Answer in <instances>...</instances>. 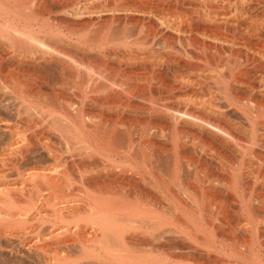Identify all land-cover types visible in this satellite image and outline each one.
I'll list each match as a JSON object with an SVG mask.
<instances>
[{"label": "bare ground", "instance_id": "obj_1", "mask_svg": "<svg viewBox=\"0 0 264 264\" xmlns=\"http://www.w3.org/2000/svg\"><path fill=\"white\" fill-rule=\"evenodd\" d=\"M77 2L75 3V0H0V83L2 85L0 86L3 87V90H0V264H264V207L260 209V204L256 206L254 204L255 197L260 196L256 194L257 192L253 194L250 190L247 200L241 197L238 204L245 216L242 218L241 213V218L238 216L239 219L235 218L236 220L230 219V210L228 212L230 218L225 216V200L221 198L222 195L217 198L213 197V201L207 198L209 203L206 202V204H213L216 210L214 211L217 212L218 217L216 216L215 222L216 227L220 228V231L217 229L219 234L213 233L214 228L211 226L213 220L209 223L199 220L200 218L197 220L188 218L193 222H188L189 225L181 223L184 220L179 221L176 214L178 209L172 208L173 204L168 202L167 198L168 195L177 199L181 198L178 199L180 203L181 200H186V196L189 197L190 190H196V186L188 181L183 182L185 185H182L185 179L182 181L179 179V185L182 183L185 191L190 192L184 193L186 196L183 192L175 191L176 182L174 186L171 185L175 189L170 186L173 180L172 175L183 171L182 165H188L186 166L188 170L184 169V172L187 173L190 170L191 174L192 167L189 165L193 163V159L186 158L188 161L182 164L185 163L183 160L187 156L180 150L182 149L180 146L186 145L185 142L179 146L180 149H177V143H175L177 138L173 139L174 146L170 150L164 142L160 144L161 141L152 140V135L151 137L146 136L147 138L139 137V140L134 139L130 136L133 126H129L132 132L128 133L129 130L126 129L127 131L123 133L120 131L121 128L118 129L119 125L117 126L119 122H122L120 118L118 121L119 119L107 117V114L103 116V113H100L105 105L108 110L104 108V113L111 111V114H114V110L122 102V94H120L122 91L119 93V90L114 89V83H110V89H107L113 96H116L113 100L110 99L111 101L107 102L103 96L104 99H101L98 95H93L96 94L94 92L105 89L106 72L110 75L111 72L108 71H116L117 67L109 65V60L115 59V62H118L121 59L126 62L132 58L134 62L139 57L143 59L144 51L139 52L140 48L136 50L135 45L140 43L139 45L142 46V43L145 44L148 40L152 41L157 38L163 47L160 46V49L156 51L161 50V47L163 50L158 53L154 47L152 48L155 53H164V56L161 55L162 59H159V56L155 58L156 54H151L157 59L156 62L153 61L152 68H150L153 75L156 74L154 70L162 67H159L161 64L157 62L158 60H163V66L175 74L179 69L181 71L191 67L198 69L201 64L206 68L211 67L212 63L222 58L229 60L230 65H228L227 72L223 71L225 66L224 68L219 67L220 70L228 73V75L223 73L224 75L220 77L219 88L224 97V104L220 106L216 104H214L216 107L211 106L212 101L210 105V100L204 101L203 98L198 97L200 95H197L198 89L196 95L186 97L187 94H185L183 96L186 98L182 96V100L180 99L181 93L180 95H176L178 92L174 94L175 90L178 91L180 88L183 90L191 86L199 88L201 79L198 80V77L192 84L194 78L189 82L185 79L188 77L184 78L180 76L181 74L174 75L173 73L172 78L176 86L171 81L168 84L166 82V86L162 83L165 86L163 89L169 93L166 97L170 105L165 107V118L170 121V124L168 123L170 136L173 134L176 137L177 134L182 137L183 135L188 136L190 143L193 141L199 144L196 147L197 144L191 143L195 145L192 146L194 151L201 154L214 153L218 156L220 151L216 148L211 150L214 146L212 143L215 140V142L218 141L232 148L234 144L231 142L235 138L232 131L235 127L231 131L226 126L219 125L221 122L216 124L217 121H214L216 122L214 123V118L210 120L205 114L208 112L216 118H227L229 115L227 110L230 109L239 114L237 115L239 125L235 124L237 127L240 126V130L249 137L248 140L254 141L258 137L262 138L264 131V0H174L175 5L172 8L122 0L116 4H105L104 2V4H92L93 6L78 3L81 4L79 6ZM114 12L123 13V18L125 16L123 21L127 23L126 28L130 30L131 26L138 27V31L132 29L141 36L137 35L136 39L132 38L128 35L133 36L134 31L133 33L130 31L129 34L128 29L123 31L121 28L123 26H121L124 34L128 33L127 37L123 36L120 28L116 27L118 26L117 21L114 27L108 25L107 21H110L109 18L112 17L107 18V21L100 18L102 14L111 15ZM54 13H59V15L54 16ZM133 14L140 15L141 18L132 17ZM92 17H96L95 20L91 19ZM150 18L157 21L158 27L152 26ZM41 19L44 20L41 21ZM53 23L59 27L63 25V28H60L66 33L58 31L64 36L61 39V36L55 35L54 37L51 33L48 38L47 33L45 35L44 31H40L43 29L41 27ZM47 26L46 29L51 27L47 28ZM130 37L132 41L128 39ZM153 41L156 43L155 40ZM161 43L156 44L161 45ZM140 59L139 61H142ZM132 61L130 60L129 63H133ZM29 64L37 67H41L40 64L43 66L47 64L53 66L55 68L53 69L61 76L69 74L71 77H67L72 78L74 82L70 81L68 85L71 86L72 82L79 89L77 99L70 100L72 97L69 99L66 95L65 97L62 95L61 88H64L68 82L64 80L69 79H64L59 75L62 80L58 82L59 78L56 79L57 81L52 79L55 83H50V85L53 84L52 86L60 91L52 89L54 92L51 90L45 92L42 90L43 85L40 82L44 83L45 79L38 72L37 67L36 69L29 68ZM249 79L257 84L254 85L253 82L252 84ZM113 85L114 87H110ZM232 85L236 86V89L237 86L239 89L245 88L243 90L246 94L234 93L230 100L227 90L233 87ZM194 87L190 88L192 92ZM71 88L73 89V87L69 89ZM183 90L182 93H188L185 92L188 89ZM85 102H88L87 105L93 104L95 109L96 104L100 107L103 105V108L97 111L100 110L97 106V110L92 111L91 108V111L85 112V107H83ZM174 102H182V107L174 106ZM205 104L210 106H205ZM233 105L239 111L231 108ZM137 119L135 122H138ZM148 120L147 130L145 129L147 134L152 132L151 129L153 130L156 126L155 121ZM227 121L229 123V120ZM259 129L263 131L260 132ZM141 131L144 130L141 129ZM209 138L214 139L211 145ZM183 140L178 142H183ZM252 145L253 143L250 145L240 143L239 148L234 146L233 152L236 150L238 154L244 155L243 152L246 154L249 151L260 161L259 156L262 154L251 151ZM206 151L209 152L206 153ZM214 154L211 155L214 156ZM195 155L188 157L194 158ZM169 162L171 166H168ZM229 163L226 165L230 168ZM195 164L192 166L195 167ZM218 164H220L219 161ZM198 168L195 167L197 170L192 169V172L194 170L199 175ZM253 171L250 174H255ZM230 172L233 173V171ZM232 173L230 176L233 177ZM192 175L189 176L192 177ZM182 176L180 174V177ZM234 177L232 186L227 181L232 190L240 186V184L235 186ZM257 179L258 177L255 181ZM189 181L192 182V180ZM222 182H220L222 186H225ZM241 184L244 189L245 185ZM250 187L247 188L251 189ZM217 189L214 190L220 193L221 189ZM191 194L190 197H193ZM240 196L241 194L237 197ZM188 200L190 201H181V205L185 208H180V212L182 210L189 213L188 216H196V218L200 212V215L208 217L205 212L211 211V208L199 211L200 207L197 209L195 206L198 203L191 201L190 198ZM236 212L233 211V213ZM171 220L173 222L170 226ZM173 224L183 229L181 231L177 229L176 234L180 238H172L173 236L170 235H173V232L169 235V230H172L170 227L175 228ZM223 230L228 233L225 234ZM179 232L182 233L179 235Z\"/></svg>", "mask_w": 264, "mask_h": 264}, {"label": "rangeland", "instance_id": "obj_2", "mask_svg": "<svg viewBox=\"0 0 264 264\" xmlns=\"http://www.w3.org/2000/svg\"><path fill=\"white\" fill-rule=\"evenodd\" d=\"M82 1V2H81ZM97 1H99V2H97ZM120 0H78V2H77V0H75V3L77 2V5H81V4H83L84 6L86 5V6H88L89 4V6H93L94 4H104V2H105V4L107 3H112V4H116V2L118 3ZM122 1H128V2H135V3H142V4H144V3H146V4H154V5H158V6H162V7H173L174 5H175V3H174V0H157V1H155V0H122ZM139 1V2H138ZM172 1V2H171ZM85 2V3H84ZM155 2V3H154ZM50 3V2H49ZM49 3H47V4H49ZM78 3H81V4H78ZM93 4V5H92ZM50 5V4H49ZM82 5V6H83ZM55 14H58L59 15V13H54L53 15L55 16ZM103 15V16H102ZM102 15H100V16H102V17H104V18H102V17H100L101 19H106V21H107V18H109V17H112V18H109V20L110 21H107V23H108V25L109 26H116V24H118V26H116L117 28H120L121 26H123V27H121V28H123V31L124 30H129V28L127 27L126 28V26L125 25H127V23L125 24V22L126 21H123V19L125 20V16H124V18H123V13H121V12H117V13H111V15L108 13V14H102ZM134 16H136V18H141V16L139 15H137V14H133L132 15V17H134ZM56 17H57V15H56ZM60 17V16H59ZM115 17V18H114ZM153 17V16H152ZM151 17V18H152ZM94 17H92L91 19H93ZM96 18V17H95ZM95 18L93 19V20H95ZM100 18H99V20H100ZM114 18V22H113V19ZM116 18H118V19H120V20H118V19H116ZM121 18H122V20H121ZM150 18V19H151ZM44 19H41V21H43ZM85 20V19H84ZM87 20H89V18L87 19ZM111 20H112V22H111ZM152 20V21H151ZM150 21L152 22L151 24H152V26L153 27H158L157 26V21L155 22V20H153V19H151ZM41 21L39 22V23H41ZM117 21V22H116ZM110 22H111V25H110ZM115 22H116V24H115ZM45 23V22H44ZM46 23H49V22H47L46 21ZM114 23V24H113ZM156 24V25H155ZM52 25H54L55 27H53ZM57 25V24H56ZM56 25L53 23V24H49V26H51V27H49V26H47V28L48 29H50L49 31H48V29H46V26H43V27H41V28H43L42 30L40 29V31H44L45 33H43V34H45L46 35V33L48 34V35H46V36H48V38L51 36V35H53L54 37H55V35H57L58 37L59 36H61L60 37V39L62 38V37H64V36H62L61 35V31L62 32H65L66 33V31L65 30H63L62 28H63V25H61L60 27H62V28H60L59 27V25H57V27H56ZM115 27V28H116ZM125 27V28H124ZM130 27V26H129ZM53 28V29H52ZM58 28V29H57ZM60 28V29H59ZM114 28V29H115ZM117 28H116V30H117ZM119 29V30H121V32H123L122 31V29ZM132 28H134V26L132 27H130V30L128 31L127 30V32L130 34L132 31H134V33L136 34L135 36H134V33H133V36L130 34V35H128V36H131L132 38H134L135 37V39H136V37H137V28H134V29H136L137 31L135 32V30H133ZM52 29V30H51ZM60 30V32H58ZM118 30V31H119ZM131 31V32H130ZM42 32H41V34H42ZM57 32H58V34H57ZM49 33H51V35L49 36ZM60 33V34H59ZM120 33V32H119ZM128 33H125L124 34V32L122 33V35L123 36H126L127 37V35L126 34H128ZM168 34H169V32H167ZM170 34H172L173 35V33H170ZM52 36V37H53ZM56 36V37H57ZM73 36H75V35H73ZM120 36H121V33H120ZM139 36V35H138ZM141 36V35H140ZM139 36V37H140ZM175 36V35H174ZM173 36V37H174ZM51 37V38H52ZM128 38V39H130L131 41H132V38ZM138 37V38H139ZM59 39V38H58ZM74 40H75V38H73ZM134 39V40H135ZM153 40H155L156 41V43H161V42H159L158 40H157V38H154ZM152 40V41H153ZM152 41L151 40H148L145 44L144 43H142V46H140L141 44L140 43H138V45L136 46L135 45V49L137 48H140V50L138 49V51L140 52V51H144L143 52V54H145V57H144V55H142L144 58H146V60L144 59H142L141 57H139V59L141 58L142 59V61H139V59L137 60V59H135V61L133 62L132 61V58L130 59L133 63H129V61L128 60H126V62L123 60V61H121V59H119V61L121 62V63H118V62H115V59H112L113 61H111V60H109L110 61V63H109V65L111 64V65H114V67L116 68H119V69H115L116 71H108V72H111V74L110 75H108V73L106 72V74L107 75H105L107 78H105L106 79V81H105V84H104V88H103V86H102V88L104 89V90H98V91H96V92H94V93H96V94H93V95H98V97H100L101 99L104 97L105 99H107L106 101L108 102V101H111V100H113V97L115 98L116 96H113L111 93H110V90H108L107 88H109V85H111L110 83H114V85H115V87H114V85L113 86H110V87H114V89L115 90H119L118 92L120 93L121 91V93L120 94H122L121 96H122V102L120 103V105H119V107L121 108V106H122V104H124L123 106H122V108L121 109H118L117 107H116V109L114 110V114H111V111L109 112V113H107V111H105L106 113H104V108H105V105H104V108H103V105H102V107H100L99 105H95V107H96V109L94 108V105L92 104V105H90V103H89V105H87L88 104V102H85L83 105H85V106H83V107H85V109H84V111L86 112H89V111H91V108H92V111H95V110H97L98 108H97V106L98 107H100V110L98 109L97 111H101V109H102V111L100 112V113H103V116H106V114H107V117H113V118H116L117 120L120 118L121 119V121L122 122H119L118 124H117V126H118V129H123V130H121L120 129V131H123V133L125 132V131H127V130H129V131H127L128 133L131 131L132 132V134L130 133V136H132V137H134V139L136 138V140L138 139L139 140V137H141V138H143L142 136H145L144 138H147L148 136L149 137H151V135H152V137H151V139L152 140H158L159 142H160V144L162 143L163 144V142H164V145L168 148V149H173V146H174V140L176 139V141H175V143H177V149H180V148H182V149H180V150H182V152L183 153H185L184 155L185 156H187V157H184L183 159V162H187L188 160H186V158L187 159H189L190 158V160H192L193 159V163H191L189 166L190 167H192V169H194V170H197V169H195V167L196 168H198V166H200L199 168H198V170L199 171H197L198 173H199V175H197V173H196V171H194L193 170V172H195V173H193L192 172V169H191V174H190V170L187 172V173H185L184 171V169H186V170H188L187 169V167L186 166H188V165H182L181 167L183 168V171L181 172H178V173H175V174H177V175H172V177H173V180H171V184H170V186L171 185H173L175 182V188H176V192H180V193H182L183 192V195H184V193H186V194H188V193H190L188 190V192L187 191H185L186 189H185V186H182V185H185L184 183H186L187 181H188V183L190 182V184L192 183V185H194V186H196V190H194V191H196V193L193 191V190H190L191 191V196H193V197H190V194H188L189 195V197H187L186 195H184V196H186L185 198H186V200L184 199V201L183 200H181V201H183V202H188V201H190V200H188V198H190L191 199V201H193V202H197L198 203V205H195L196 206V208L198 209L199 207V209H201V210H199V211H202V210H204V209H206V210H210V208H211V211H206L205 213L208 215V217H205L204 215L202 216V215H200L201 213L200 212H198V218H196V214H194V216L195 217H193V216H188V214L189 213H187V212H184V211H182L181 210V212L179 211V209L180 208H185V206H182L181 205V201H180V203H179V200L181 199V198H174V196L172 197V196H170V195H168V198H167V200L169 199V201L168 202H171L173 205H171V203H170V205H171V207L173 208V207H175V208H177L178 209V211L176 212V214H177V216H178V218H179V221L181 222V221H183V222H181V223H184V224H186V223H188V222H190L189 220H188V218L189 219H191V218H193V220H197V219H199V220H201V221H207V222H209V223H211V220H213V223L215 222V220H216V218L218 217V215L216 214L217 212H215L216 210H215V207H214V205L213 204H208L209 202H208V199L210 198V199H212V200H210L209 199V201H213L214 200V198L213 197H216L217 198V196H221V198H224V200H225V202H224V209H225V216H227V217H229V214H230V219L231 220H236V219H239V217L238 216H240V218H241V213H242V210L240 209L241 207L239 206V201H240V199H241V197H243V199H245L246 198V200H247V198H248V194H249V191L252 193V191H253V194H254V192H257L256 194H259L260 196H258V197H255V199H254V204H255V206H256V204L257 205H259V207H260V209H262L263 207H264V187H262L263 185H264V146H262V145H264L263 143H264V131L263 130H261V129H259L260 130V132H262L263 133V135H262V138L261 137H258V138H260V139H258V138H256V139H254V141L253 140H248L249 139V137L248 136H246L245 134H244V132L242 131V130H240V126L239 127H237L236 126V124H237V122H238V120H239V118H238V116L237 115H239L236 111V115H234L235 114V112L234 111H232V110H230V109H228L227 110V113H229V115L227 116V118H216L215 116H213V115H210L208 112L206 113L205 111V113L203 112V116L205 117V115H207L208 116V119H213L214 118V120H213V122L214 121H217V123L216 122H214V123H216V124H218L219 122H221V123H219V125H222V126H226L229 130H231L232 131V129L235 127V129H233V131H232V133H234V141L232 140V142L231 143H233L232 145V148H230V147H228V146H226V144L224 145L223 143H220V142H218V141H216L215 142V140L213 139V138H209V140H210V145H211V143L213 142V140H214V142L212 143V144H214V146L211 148V150L212 149H214V148H216V150H219L220 151V154L217 156L216 154H214V153H211V154H214V156L213 155H211V154H205V153H197V151H194L193 149H194V147L192 148V146H195L197 143H195V142H191V143H194L193 145L190 143V140H189V138H188V136L186 137L185 135H183L184 137H186V138H184V137H182V136H178V134H177V137H176V135L175 134H173L172 136H170L169 134H171L170 132H168L169 131V122L170 121H168V119L167 118H165L166 117V109H165V107H167L168 105H170L169 104V102L167 101V97H168V95L167 94H169V93H167V91L165 90V89H163L165 86H166V84H168V82L170 83V81L171 82H173V78H172V74L174 73V75H180V76H184V78L185 77H188V78H185L187 81H192L191 79L192 78H194L193 79V82H191L192 84L194 83V81H196L197 79V77L199 78L198 80H200L199 82H200V85L198 86L199 88H197L196 86L194 87L195 89H194V91L192 92V90L190 89V88H192L193 89V87L191 86H189L190 88H185V90L186 89H188V90H183V89H181L180 88V90L178 89V91H177V89L175 90V92H174V94H176L177 92V94L176 95H180V93H181V95H180V99L182 100L183 98H181L183 95H185V94H187V95H185L186 97H189V95H196V92H197V89H198V92H197V95H199L198 97H200V98H203V100L204 101H209V104H210V102L212 101V103H213V105H211V106H215L216 107V105H218V106H220V105H222V104H224V101H223V99H224V97H223V95H222V90H221V88H219L220 87V77H222L224 74L226 75H228V73H225V72H227L228 71V65H229V60L227 61V59H220V60H218V59H216V60H218L217 62H214V63H212V65H214V66H212V65H210L211 67H205V66H203L202 64V67H201V65L200 66H198L199 68L197 69L196 67H191V68H189V69H182V71H184L183 73H182V71L179 69L178 71L177 70H175V71H177L178 73L177 74H175V72H171V70H169V69H166L165 68V66H163V60L162 61H160V60H158L157 62H159V64H161V65H159V67L160 66H162V67H160L159 69H157L158 70V72H157V70H154V71H156V74L154 73V75L151 73V69L150 68H152V64L154 63V62H156V60L157 59H155V58H158V56L160 57L159 59H162L161 58V55L162 56H164V53L163 54H157V53H155V51L157 50V49H160L159 47L160 46H162L163 47V45H162V43H161V45L159 44H156L154 41V44L152 43ZM158 41V42H157ZM151 42V43H150ZM140 44V45H139ZM154 46H153V45ZM145 47H144V46ZM147 45H149V46H147ZM152 45V46H151ZM156 45V46H155ZM152 47H154V50H153V48ZM162 47H161V50H158V51H156V52H161L163 49H162ZM132 48H134L133 46H132ZM146 48V49H145ZM152 49L153 51H154V53H151V52H153L152 50L151 51H148L147 49ZM135 49H133V50H135ZM136 49V50H137ZM143 49V50H142ZM146 50L150 53V56H148L149 55V53L147 54L146 53ZM165 51V50H164ZM132 53H133V51H132ZM146 54H147V57H151V58H153L154 56H151V54H156V56H155V58H153V59H149V58H147L146 57ZM140 59V60H141ZM155 59V60H154ZM118 60V59H117ZM133 60H134V58H133ZM136 60H137V62H136ZM150 62H149V61ZM224 60V61H223ZM139 61V62H138ZM146 61V62H145ZM154 61V62H153ZM112 62V63H111ZM137 64H136V63ZM143 62H144V64H143ZM139 63H142V64H139ZM125 64V65H124ZM149 64H151V66L149 65ZM217 64H220V65H217ZM223 64H225V65H223ZM30 66H28L29 68H32V69H36V65H33V64H29ZM45 65V64H44ZM50 65V64H49ZM116 65V66H115ZM142 67H141V66ZM145 65V66H144ZM34 66H35V68H34ZM39 66H41V67H37V69L39 70L38 72L40 73V74H42L41 76L45 79V81H44V83L43 82H40V84L41 85H43V86H41V88H42V90H44L45 92H48V90L50 91H52V89L53 90H56V88L54 87V86H52L55 82V80L57 79L58 80V78H59V76H61V75H59L54 69V67L53 66H48L47 64L45 65V66H43V65H39ZM157 66V65H156ZM215 66H217V67H215ZM222 66V68H224V66H225V68L223 69V71H225V72H223L222 70H220V68L219 67H221ZM230 66V65H229ZM54 68V69H53ZM154 68V67H153ZM156 68V67H155ZM154 68V69H155ZM158 68V67H157ZM219 68V69H218ZM221 68V69H222ZM52 71H51V70ZM193 69H196L197 70V72H196V70L194 71ZM191 70V71H190ZM207 70V71H206ZM41 71V72H40ZM179 71H181V73L179 72ZM189 71V72H188ZM200 71V72H199ZM221 71V72H220ZM122 72H124V73H122ZM126 72V73H125ZM192 72V73H191ZM216 72V73H215ZM49 73V74H48ZM112 73H115V74H112ZM170 73V74H169ZM197 73V74H196ZM198 73H199V75H198ZM212 73V74H211ZM222 73V74H221ZM224 73V74H223ZM56 74V75H55ZM66 74H68V73H66ZM144 74V75H143ZM183 74V75H182ZM45 75V76H44ZM59 75V76H58ZM119 75V76H118ZM146 75V76H145ZM174 75H173V77H174ZM56 76V77H55ZM71 77V76H69V74L68 75H62L61 77L62 78H64V79H69V80H64V81H68L67 82V84L66 85H70V81H73V79L71 80L70 78H68V77ZM145 76V77H144ZM211 76V77H210ZM47 77V78H46ZM116 79H115V78ZM155 77H157V78H155ZM168 77V78H167ZM154 78V79H153ZM54 81H53V80ZM60 79L61 78H59V80H58V82L60 81ZM107 79H108V81H110V82H108L107 81ZM146 79V80H145ZM163 79V80H162ZM48 80V81H47ZM56 80V81H57ZM62 80V79H61ZM158 80V81H157ZM249 80H251V79H249ZM249 80H247V81H249ZM152 83H151V82ZM54 82V83H53ZM74 82V81H73ZM107 82V83H106ZM120 82V83H119ZM131 82V83H130ZM148 82H150V83H148ZM156 82V83H155ZM158 82V83H157ZM167 82V83H166ZM175 82V81H174ZM173 82V85L174 86H176L177 84H175ZM214 82V83H213ZM249 82H253L252 80L251 81H249ZM50 83H53V84H51L50 85ZM109 83V84H108ZM126 83V84H125ZM155 85H154V84ZM165 85H163V84ZM166 83V84H165ZM204 83V84H203ZM254 83V85H256L257 83H255V81L253 82ZM252 83V84H253ZM71 86H69L68 85V87L70 88V87H73V89L71 88V90L68 88V87H66V85L64 86V88H61V90H62V95L64 96V95H66V98H71L70 100H72V99H77V94L79 93V89L77 88V86L75 87L74 85L75 84H73L72 82H71ZM123 84V85H122ZM143 84V85H142ZM150 84V85H149ZM152 84H153V86H152ZM205 85V87L203 86V85ZM0 85H1V83H0ZM46 85V86H45ZM107 85V86H106ZM119 85V86H118ZM129 85V86H128ZM149 85V86H148ZM156 85H159V86H156ZM2 86V85H1ZM0 86V90H3L2 88L3 87H1ZM106 86V87H105ZM127 86H128V89H127ZM134 86V87H133ZM140 86V87H139ZM154 86H156V87H154ZM160 86H162V87H160ZM164 86V87H163ZM217 86V87H216ZM233 87H231V88H229V89H231L230 90V92H231V94H230V92H229V89L227 90V96L229 97V99L231 100V97L233 96V94L235 93V94H238L239 95V92L242 94V95H244V93L246 94V92L243 90V89H245V88H240V89H242V90H240L239 89V87L237 86V89H236V86H234V85H232ZM65 87L67 88V90L65 89ZM74 87L75 88H77L78 90L76 91V89H74ZM137 87V88H136ZM149 87V88H148ZM203 87V88H202ZM214 87V88H213ZM117 88V89H116ZM121 88V89H120ZM124 88V89H123ZM141 88V89H140ZM144 88V89H143ZM153 88V89H152ZM157 88H159V90L157 91ZM208 88V89H207ZM65 89V90H64ZM101 89V88H100ZM107 89V90H106ZM110 89V88H109ZM152 89V90H151ZM161 89V90H160ZM200 89V90H199ZM201 89H202V91H201ZM210 89H212V90H210ZM234 89V90H233ZM58 90V89H57ZM56 90V91H57ZM69 90V91H68ZM106 90V91H105ZM131 92H130V91ZM141 90V91H140ZM185 91V92H188V93H182L181 91ZM196 90V91H195ZM208 90V91H207ZM58 91H60V90H58ZM125 91H127L128 92V94H127V92L125 93ZM243 91V92H242ZM52 92H54V91H52ZM77 92V93H76ZM83 92V91H82ZM104 92V93H103ZM134 92V93H133ZM136 92V93H135ZM200 92V93H199ZM207 92V93H206ZM67 93V94H66ZM80 93H81V91H80ZM98 93V94H97ZM100 93V94H99ZM161 95H160V94ZM191 93H193V94H191ZM205 93V94H204ZM53 94V93H52ZM88 94H90V93H88ZM92 94V93H91ZM90 94V95H91ZM124 94V95H123ZM135 94V95H134ZM154 94V95H153ZM209 94V95H208ZM75 95V96H74ZM110 95V96H109ZM129 95V96H128ZM131 95V96H130ZM134 95V96H133ZM70 96V97H69ZM103 96V97H102ZM107 98H106V97ZM126 96V97H125ZM138 96V97H137ZM152 98H151V97ZM167 96V97H166ZM185 96H183V97H185ZM205 96V97H204ZM65 97V96H64ZM111 97V98H110ZM157 97H158V99H157ZM185 97V98H186ZM103 98V99H104ZM128 98V99H127ZM142 98V99H141ZM166 98V99H165ZM207 98V99H206ZM209 98V99H208ZM212 100H211V99ZM109 99V100H108ZM111 99V100H110ZM153 99V100H152ZM124 100V101H123ZM146 100H147V102H146ZM152 100V101H151ZM181 100H179V101H181ZM222 100V101H221ZM57 101H59V99H57ZM155 101V102H154ZM162 101V102H161ZM177 101V100H176ZM125 102V103H124ZM168 104H167V103ZM59 103H60V101H59ZM132 105H131V104ZM206 103H208V102H206ZM128 104V105H127ZM176 104V105H175ZM182 102H178V103H176V102H174V106H176V107H178V108H181L182 107ZM209 104H205V106L207 105V106H210ZM214 104H216V105H214ZM137 105V106H136ZM152 105V106H151ZM160 107H159V106ZM181 107H180V106ZM93 106V107H92ZM136 106V107H135ZM158 106V107H157ZM164 106V107H163ZM90 107V108H89ZM127 107V108H126ZM133 107H134V109H133ZM139 109H138V108ZM147 107V108H146ZM149 107V108H148ZM155 107V108H154ZM89 109V110H87V109ZM159 108H160V110H159ZM163 108V109H162ZM231 108H235V109H237L238 110V108H236V106L235 105H233V106H231ZM117 109L120 111H117ZM122 109H125L124 111L122 110ZM145 109V110H144ZM146 109L148 110V111H150V109H151V111H150V113L148 112V111H146ZM154 109V110H153ZM105 110H108V108L106 109L105 108ZM130 110H132V111H130ZM143 110V111H142ZM129 111V112H128ZM146 111V112H145ZM239 111V110H238ZM117 112H118V114H117ZM141 112V113H140ZM152 112V113H151ZM161 112V113H160ZM233 112V113H232ZM155 113V114H154ZM160 113V114H159ZM105 114V115H104ZM108 114H110V115H112V116H110V115H108ZM117 114V116H115ZM120 114H122V115H120ZM137 114V115H136ZM145 114V115H144ZM152 114V115H151ZM159 114V115H158ZM164 114V115H163ZM205 114V115H204ZM209 114V115H208ZM130 115V116H129ZM143 116V117H142ZM156 116V117H155ZM207 116H206V118H207ZM236 116V117H235ZM148 117V118H147ZM150 117V118H149ZM213 117V118H212ZM229 117H231L230 119H229ZM138 118V119H137ZM217 120H216V119ZM235 118V119H234ZM120 119L118 120V121H120ZM129 119H130V122H129ZM136 119H137V121L138 122H135L136 121ZM146 119V120H145ZM148 119H151L152 120V122H154L155 121V123H156V126H155V128L152 130L151 129V131L152 132H150L149 134H147V132H146V128H147V120ZM210 119V120H211ZM219 119V120H218ZM229 120V123L231 122V125H229V123H228V121L227 120ZM123 120H124V123H123ZM125 120H127V121H125ZM220 120H222V121H220ZM232 120V121H231ZM132 121V122H131ZM142 121L145 123H142ZM149 122H150V120H148ZM157 121V122H156ZM235 121V122H234ZM134 122V123H133ZM142 125H141V124ZM158 123V124H157ZM164 123V124H163ZM169 123V124H168ZM224 123V124H223ZM236 123V124H235ZM130 124V125H129ZM139 124V125H138ZM235 124V125H234ZM120 125H121V127H120ZM127 125V126H126ZM135 125V126H134ZM164 125V126H163ZM237 125H239V124H237ZM129 126H133V128H131V130H130V128H129ZM144 126V127H143ZM160 126V127H159ZM229 126V127H228ZM127 127V128H126ZM141 127H143V128H141ZM163 127V128H162ZM140 128V129H139ZM161 128V129H160ZM127 129V130H126ZM139 129V130H138ZM141 129L142 130H144V131H141ZM146 129V130H145ZM164 129V130H163ZM158 130V131H157ZM163 130V131H162ZM136 131H138V132H136ZM126 132V133H127ZM156 132V133H155ZM158 132H159V135H158ZM160 132H162V133H160ZM242 132V133H241ZM138 133V134H137ZM167 133V134H166ZM139 134H141V135H139ZM144 134V135H143ZM245 136H244V135ZM154 135V136H153ZM157 135V136H156ZM147 136V137H146ZM160 136V137H159ZM168 136V137H167ZM175 138H174V137ZM169 137H171V139L169 138ZM181 137V138H180ZM243 137V138H242ZM248 137V138H247ZM140 138V139H141ZM156 138V139H155ZM179 138H180V140H179ZM184 140H183V139ZM160 139V140H159ZM174 139V140H173ZM237 139V140H236ZM258 139V140H257ZM181 140H183V142H178V141H181ZM248 140V141H247ZM255 140H257V141H255ZM262 142H261V141ZM157 141V142H158ZM212 141V142H211ZM250 141H252L251 143H250ZM185 142V143H184ZM257 142V144H255ZM261 142V143H260ZM170 145H169V144ZM180 143V144H179ZM183 143L184 144H186V145H183ZM188 143V144H187ZM219 143H220V145H219ZM240 143H243V144H245V145H250V144H252L253 143V147L251 148L252 150L251 151H255V153H257V152H259L260 153V155L263 157H261V156H259L258 158H259V160L261 161V163H262V166H261V163H260V161H258L257 160V158H255V156H252L253 155V153L252 154H250L251 152H247L246 154L243 152V154L244 155H242L241 153V155L240 154H238V152L235 150L234 152H233V148H239V146H238V144H240ZM258 143H260V144H262L261 146H260V144L258 145ZM173 144V145H172ZM189 144H191V146L189 145ZM226 146V148L223 146ZM180 145H183L182 147L180 146ZM189 145V146H188ZM256 145V146H255ZM179 146H180V148H179ZM197 146H199V144H197L196 145V147ZM235 146V147H234ZM186 147V148H185ZM228 147V148H227ZM188 148V149H187ZM199 148V147H198ZM205 149H206V147H204ZM187 151H186V150ZM190 149V150H189ZM195 149H197V148H195ZM253 149H255V150H253ZM192 150V151H191ZM185 151V152H184ZM189 151V152H188ZM192 152V153H191ZM207 152H209V151H206V153ZM237 152V153H236ZM197 155H195V154ZM222 153V154H221ZM259 153H258V155H259ZM198 154H201V155H198ZM203 154H204V157H203ZM169 155V154H168ZM192 155H195L194 156V158L193 157H188V156H192ZM206 155V156H205ZM211 155V156H210ZM221 155V156H220ZM232 155V156H231ZM237 155V156H236ZM209 156H210V158H209ZM228 156V157H227ZM236 156V157H235ZM240 156V158H238ZM221 157V158H220ZM223 157H225V158H223ZM170 157L168 156V159H169ZM198 158V159H197ZM208 158V159H207ZM211 158H213V160L211 159ZM215 158V159H214ZM216 158H218V159H216ZM220 158V159H219ZM229 158V159H228ZM236 158V159H235ZM204 159V160H203ZM224 159V160H223ZM194 160H196V161H194ZM217 160V161H216ZM228 161V163L229 164H231L230 165V168H231V170H230V168H229V165L227 166L226 164H228V163H225V162H227ZM235 160H237V161H235ZM256 160L258 161V163L256 162ZM263 160V161H262ZM169 161H170V159H169ZM198 161V162H197ZM218 161H219V163L220 164H222V165H220V164H218ZM253 161V162H252ZM186 162L185 163H182V164H186ZM195 162H196V164H197V166H196V164H195ZM215 162V163H214ZM222 162H224V163H222ZM251 162V163H250ZM254 162H256V163H254ZM201 163V164H200ZM205 163V164H204ZM240 165H239V164ZM171 164V162H169L168 163V166H171L170 165ZM192 164L194 165L195 164V167H193L192 166ZM248 164H250V165H248ZM256 165V166H255ZM258 165H260V167L258 166ZM185 168H184V167ZM205 166V167H204ZM217 166V167H216ZM220 166H222V167H220ZM225 166H226V168H225ZM254 166V167H253ZM190 167H188L189 169H190ZM228 167V168H227ZM257 167V168H256ZM200 168H202V169H200ZM206 168V169H205ZM220 168V169H219ZM253 168H254V171H253ZM204 169V170H203ZM211 169V170H210ZM229 169V170H228ZM259 170L258 172H256L255 170ZM180 170H181V168H180ZM237 170V171H236ZM248 170V171H247ZM255 172V174L254 173H251L250 174V172ZM204 171V172H203ZM213 171V172H212ZM218 171V172H217ZM220 171V172H219ZM224 171V172H223ZM227 171V172H226ZM229 171H233V173L232 172H230V173H232L231 175H233V177L234 176H236L237 177V179L236 180H241V182L240 183H238V181H236L235 180V178L236 177H234V184H235V186L237 187V186H239V184H240V186L242 185L241 183H243V185H245V188L243 189L242 188V186L240 187H237V189H235V190H232V189H230L231 187H229L231 184H232V181H233V177L232 176H230V173H229ZM241 171V172H240ZM172 172V171H171ZM217 172V173H216ZM261 172H262V174H261ZM184 175H183V174ZM192 173H193V175H192ZM204 175H203V174ZM219 173H221V174H219ZM260 173V174H259ZM180 174H181V176L182 177H180ZM209 174V175H208ZM216 174H218L219 175V178H217V176H216ZM246 174V175H245ZM248 174V175H247ZM254 174V175H253ZM186 175V176H185ZM189 175H192V177H190ZM204 177H203V176ZM215 175V176H214ZM245 175V176H244ZM250 175V176H249ZM261 175L263 178L261 179V176H260V178H259V176ZM171 176V175H170ZM180 177V178H178V177ZM188 176L190 177V178H188ZM197 176H199L200 177V179H199V177H197ZM210 176V177H209ZM214 176V177H213ZM238 176H239V178H238ZM185 177V178H184ZM194 177V178H193ZM209 177V178H208ZM216 177V178H215ZM228 177V178H227ZM232 177V178H231ZM243 177H244V179H243ZM258 177V179L255 181V179ZM183 178V179H182ZM189 180H192V182L191 181H189ZM196 178H198V179H196ZM243 180H242V179ZM246 178V179H245ZM248 178V179H247ZM255 178V179H254ZM179 179H180V181H182V180H184V181H182V185L180 184L179 185ZM195 179V180H194ZM209 179V180H208ZM210 179H213V180H210ZM218 179V180H217ZM221 179V180H220ZM178 180V181H177ZM199 180V181H198ZM222 180H223V182H222ZM224 180H226V181H224ZM252 180V181H251ZM172 181H174V182H172ZM207 181V182H206ZM217 181V182H216ZM222 182L223 184H225V186L223 185L222 186V184L220 183V182ZM230 183V185L228 184V182ZM243 181V182H242ZM195 184H194V183ZM214 182V183H213ZM245 182H247V183H245ZM260 182V183H259ZM205 183V184H204ZM209 183V184H208ZM252 183V184H251ZM221 184V185H220ZM228 184V186H226ZM255 184V185H254ZM256 184H258V185H256ZM173 185V186H174ZM212 185H214V186H212ZM247 185V186H246ZM250 185H251V187H250ZM173 186H171V187H173ZM216 186V187H215ZM218 186V187H217ZM221 186H222V189H221ZM232 186V185H231ZM260 186H261V188H263V190L261 191V188H260ZM182 187V188H181ZM209 187V188H208ZM247 187H250L251 189H248ZM256 187V188H255ZM174 188V187H173ZM174 188V189H175ZM218 188V189H217ZM227 188V189H226ZM228 188H229V190H228ZM253 188H254V190H253ZM173 189V190H174ZM206 189V190H205ZM214 189H217V190H220L219 192L220 193H218V191L216 192ZM225 191H224V190ZM241 189H243V191L241 190ZM245 189H247V190H245ZM259 189V190H258ZM200 190V191H199ZM210 190H212V191H210ZM241 190V191H240ZM203 193H202V192ZM214 191V192H213ZM260 191V192H259ZM174 192V191H173ZM176 192H174V193H176ZM213 192V193H212ZM221 192H222V194H221ZM242 192V193H241ZM248 192V193H247ZM259 192V193H258ZM262 192V194H260ZM201 193V194H200ZM207 193H209V194H207ZM239 193V194H238ZM246 193H247V196H245L246 195ZM194 194V195H193ZM197 194V195H196ZM218 194V195H217ZM237 196H239L240 194H241V196L240 197H237ZM212 195V196H211ZM216 195V196H215ZM169 196H170V198H169ZM200 196V197H199ZM208 196V197H207ZM210 196V197H209ZM232 197V198H231ZM245 197V198H244ZM171 198H173L172 199V201L174 202L175 201V203H177V205L175 204V203H173L172 201H171ZM197 198H199L198 200H197ZM206 198V199H205ZM208 198V199H207ZM229 198V199H228ZM203 199H205V200H203ZM259 200L260 201V199H261V201H263L262 203H260L259 201H257V200ZM199 200H200V202H199ZM253 200V199H252ZM178 201V202H177ZM228 201V202H227ZM182 202V203H183ZM203 202V204H201ZM206 202H208L207 204H206ZM230 202V203H229ZM258 202V203H257ZM196 204V203H195ZM200 204V205H199ZM206 204V205H205ZM227 204H229V206L227 205ZM263 204V205H262ZM208 205H209V207H208ZM262 205V206H261ZM178 206V207H177ZM181 206V207H180ZM203 206V207H202ZM205 206V207H204ZM228 206V207H227ZM231 206V207H230ZM235 206V207H234ZM187 207V206H186ZM214 207V208H213ZM232 209V210H231ZM213 210V211H212ZM215 210V211H214ZM228 210V211H227ZM229 210H230V212H229ZM239 210H241V212L240 213H238L239 212ZM264 210V209H263ZM233 211L234 212H236V213H233ZM183 212V213H182ZM204 212V211H203ZM213 212V213H212ZM215 212V213H214ZM228 212H229V214H228ZM210 215H209V214ZM215 216H214V215ZM234 214V215H233ZM238 214V215H237ZM236 215V216H235ZM180 216V217H179ZM181 216H182V218H181ZM211 216V217H210ZM215 218H214V217ZM217 216V217H216ZM244 216L245 215H243V213H242V218H244ZM210 217V218H209ZM264 217V216H263ZM204 218V219H203ZM207 218V219H206ZM236 218V219H235ZM246 218V217H245ZM170 219H171V217H170ZM187 219V220H186ZM193 220L191 221V222H193ZM170 222V221H169ZM172 222H173V220H171V223H170V226H171V224H172ZM190 222V223H191ZM213 223H211L212 225V228H214L213 229V233H217V232H219L220 230V228L218 229L216 226V222L213 224ZM176 224V223H175ZM188 225H189V223H188ZM215 225V226H214ZM173 227L175 226V228H172V227H170L172 230H169L170 232H169V235L170 234H172V232H173V235H170L172 238H174V237H177V235L178 234H176L177 233V229L179 230L180 229V227H177L176 225H172ZM174 229H176V231L174 230ZM182 229V228H181ZM181 229H180V231H181ZM219 231H218V230ZM183 230V229H182ZM175 232V233H174ZM183 232V231H182ZM182 232H179V235H180V233H182ZM222 232H224L225 234H227L228 232H226V231H222ZM220 233V232H219ZM219 233H217V234H219ZM177 238H180V237H177ZM177 238H175L176 240H177V242H178V239ZM182 238V237H181ZM182 240V239H181ZM183 241H184V239H183Z\"/></svg>", "mask_w": 264, "mask_h": 264}]
</instances>
